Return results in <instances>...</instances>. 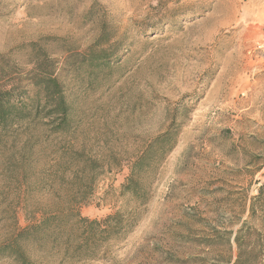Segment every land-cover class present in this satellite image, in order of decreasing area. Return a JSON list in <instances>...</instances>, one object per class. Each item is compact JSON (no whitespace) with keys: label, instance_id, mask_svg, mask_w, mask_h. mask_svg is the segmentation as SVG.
I'll return each instance as SVG.
<instances>
[{"label":"rangeland","instance_id":"374dc122","mask_svg":"<svg viewBox=\"0 0 264 264\" xmlns=\"http://www.w3.org/2000/svg\"><path fill=\"white\" fill-rule=\"evenodd\" d=\"M100 40L119 55L97 67L88 48ZM39 49L56 60L76 128L34 150L24 131L0 130V244L16 215L25 227L32 201L50 200L31 185L70 147L104 165L81 215L134 217L79 264H216L224 249L202 239L245 222L264 233L263 212L250 219L264 185V0H0V65L28 69ZM171 125L175 146L140 205L123 192L126 163Z\"/></svg>","mask_w":264,"mask_h":264},{"label":"trees","instance_id":"16d2710c","mask_svg":"<svg viewBox=\"0 0 264 264\" xmlns=\"http://www.w3.org/2000/svg\"><path fill=\"white\" fill-rule=\"evenodd\" d=\"M105 43L100 40L88 48L91 65L101 67L119 55L103 48ZM35 54L28 69H17L7 63L0 65V130L24 131L27 135L25 145H30L31 150L42 145L44 138H66L76 128L73 106L60 79L56 60L44 50L39 49ZM175 143L171 125L130 159L126 163L129 175L122 186L123 192L140 205H146L150 179ZM100 169H104L102 162L85 150L63 149L51 174L31 185L32 191L47 186L50 200L44 204L32 201V209L25 211L28 223L25 227L20 225L16 215L13 234L0 244V256L12 259L15 264H51L50 256L58 257L62 263L79 264L97 260L103 249L129 233L134 217L117 212L91 220L81 215V207L89 203L94 192ZM258 209L264 217V185L251 204L250 219ZM247 225L249 222L235 232L215 231L214 235L202 239L212 250L224 249L216 264H264V233L253 227L246 229Z\"/></svg>","mask_w":264,"mask_h":264}]
</instances>
